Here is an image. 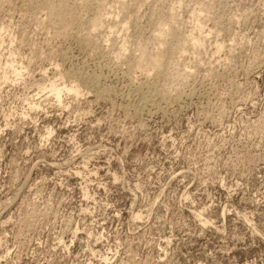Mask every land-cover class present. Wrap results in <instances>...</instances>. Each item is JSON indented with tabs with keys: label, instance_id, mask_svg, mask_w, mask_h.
<instances>
[{
	"label": "rangeland",
	"instance_id": "1",
	"mask_svg": "<svg viewBox=\"0 0 264 264\" xmlns=\"http://www.w3.org/2000/svg\"><path fill=\"white\" fill-rule=\"evenodd\" d=\"M48 1L0 0V264H264V0Z\"/></svg>",
	"mask_w": 264,
	"mask_h": 264
},
{
	"label": "bare ground",
	"instance_id": "2",
	"mask_svg": "<svg viewBox=\"0 0 264 264\" xmlns=\"http://www.w3.org/2000/svg\"><path fill=\"white\" fill-rule=\"evenodd\" d=\"M50 1H52L53 2V0H50ZM50 1H48V3L50 2ZM62 0H60V2H61ZM65 1V0H64ZM74 1V0H73ZM83 1V0H82ZM47 2V1H46ZM54 2H55V0H54ZM59 2V1H58ZM43 3H44V1H43ZM73 3V2H72ZM71 3V4H72ZM79 3H80V1H79ZM47 4V3H46ZM75 4V3H74ZM58 5V4H57ZM56 5V6H57ZM65 5V4H64ZM63 5V6H64ZM46 6V5H45ZM50 6V5H49ZM52 6V5H51ZM56 6H54L53 5V7H55V8H57ZM58 7H59V10H60V7H62V6H59L58 5ZM49 8V7H48ZM51 8V7H50ZM50 8H49V10H50ZM127 8V7H126ZM129 8V7H128ZM52 10H53V8H51ZM64 9H65V6L62 8V10L64 11ZM48 10V11H49ZM65 10H67V9H65ZM56 11V10H55ZM69 11V10H68ZM67 11V12H68ZM99 12H100V10H98ZM50 12V11H49ZM52 12V11H51ZM53 12H54V10H53ZM52 12V13H53ZM57 12H59L58 10H57ZM64 12H66V11H64ZM48 13V12H47ZM52 13H51V15H52ZM60 13H62V11L60 12ZM101 13V12H100ZM53 14H57V16L59 15L60 16V14H58V13H53ZM63 14V13H62ZM102 14V13H101ZM64 15V14H63ZM65 15H67V14H65ZM64 15V16H65ZM98 15H100V14H98ZM98 15H96L97 17H98ZM103 15V14H102ZM53 16V15H52ZM51 16V17H52ZM57 16H56V19L58 20L59 19V17L57 18ZM101 16V15H100ZM50 18V17H49ZM64 18V17H63ZM100 19L101 18H103L102 16L101 17H99ZM97 19L96 17H95V22H94V27L95 28H97V27H100V24H102L101 22H102V19H101V22H100V19ZM104 18H105V16H104ZM60 20V19H59ZM67 20V19H66ZM92 21V20H91ZM57 22V21H56ZM93 22V21H92ZM124 23H126V22H124ZM92 25V24H91ZM128 26V23H126L125 25H123V30H126V27ZM102 26V25H101ZM94 27H92V28H94ZM94 28V29H95ZM93 29V30H94ZM98 29V28H97ZM96 29V30H97ZM114 29V28H113ZM112 31H114V30H112ZM6 34V33H5ZM161 35L160 36H164V33L161 31V33H160ZM161 38V37H160ZM192 39H194V38H192ZM195 44V46H196V43H194ZM126 48V47H125ZM124 48V49H125ZM126 50H127V48H126ZM130 50V49H129ZM128 50V51H129ZM132 52H133V50H132ZM13 64V62H11V66L10 65H8L13 71H12V73H15V76H17L18 78L19 77H22L21 75H20V72H19V70H21L22 69V67H21V69L19 68V70L18 69H16L15 68V66H13L12 65ZM15 64H16V62H15ZM21 65V64H20ZM23 65V64H22ZM158 65V61H156V63H155V66H157ZM18 66V65H17ZM20 67V66H19ZM8 68V67H7ZM9 69V68H8ZM24 69L26 70V68L24 67ZM9 71V70H8ZM149 71V70H148ZM11 73V74H12ZM147 73V72H146ZM149 75H150V73H148ZM14 75V74H13ZM6 76H8V75H6ZM61 79V77L59 78V80ZM64 78H62V81H64L63 80ZM5 81L7 80V79H4ZM76 81V80H75ZM59 82H61V81H59ZM59 82H51V84H50V82H49V84H50V86H49V90H50V94H51V96L52 97H54L57 101H58V103H61V101H63L62 99H63V97H64V95L66 96L67 94H69V95H72V97L73 98H76L77 99V97H79L80 95L82 96V94L81 93H84V92H81V90H83V89H81L82 87V85L79 87V82L77 83V84H79V85H76V83L74 84L75 86H73L72 84V86H67L64 82H61L62 84H65L66 86H63L61 83H59ZM67 84H69L70 85V83L68 82ZM46 88V89H47ZM46 89H44V91L46 90ZM48 91V90H47ZM84 91V90H83ZM106 92V91H105ZM108 93V92H107ZM84 95V94H83ZM159 96V95H158ZM174 98V97H173ZM75 100V99H74ZM140 103V102H139ZM34 106H35V104H33ZM32 105V106H33ZM38 106V105H37ZM37 106H35V107H37ZM148 111V110H147Z\"/></svg>",
	"mask_w": 264,
	"mask_h": 264
}]
</instances>
